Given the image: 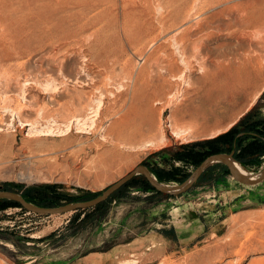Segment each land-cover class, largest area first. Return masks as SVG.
<instances>
[{"label": "rangeland", "instance_id": "obj_1", "mask_svg": "<svg viewBox=\"0 0 264 264\" xmlns=\"http://www.w3.org/2000/svg\"><path fill=\"white\" fill-rule=\"evenodd\" d=\"M248 113L264 120V0H0V190L91 200L145 163L187 180L179 146ZM93 208H0V264H264V180L136 181Z\"/></svg>", "mask_w": 264, "mask_h": 264}, {"label": "trees", "instance_id": "obj_2", "mask_svg": "<svg viewBox=\"0 0 264 264\" xmlns=\"http://www.w3.org/2000/svg\"><path fill=\"white\" fill-rule=\"evenodd\" d=\"M179 150V152L177 151V153L173 155L172 159L175 161L178 160L184 165H193L194 167H198L208 156L223 153L232 154L233 159L245 170H256L263 163L262 158L264 157V120L254 119L251 117V114L248 113L224 133L207 140L195 141L181 145L179 146ZM145 166L149 172L155 176L157 181L161 183L169 181H177L181 183L188 177L187 174H182L181 176L178 175L176 171H179V168L171 167V169L166 171L156 165H150L148 163H145ZM216 168H222L225 170L226 167L222 164H214L210 166L203 172L196 183ZM136 181H140L144 189L152 190L156 194H161L156 191L141 175L135 176L122 188L129 186ZM11 186L12 184L5 185L7 188H11ZM13 186L17 187L15 185ZM120 190L114 194L118 193ZM21 196L28 203L40 207H56L66 203L85 201L89 198L88 194H84V196L78 198L63 195L57 192L54 185L28 187L21 192ZM103 204L104 202L95 206L93 209H99V207ZM5 207L21 208L20 205L15 202L4 199L0 200V208Z\"/></svg>", "mask_w": 264, "mask_h": 264}, {"label": "water", "instance_id": "obj_3", "mask_svg": "<svg viewBox=\"0 0 264 264\" xmlns=\"http://www.w3.org/2000/svg\"><path fill=\"white\" fill-rule=\"evenodd\" d=\"M236 163L239 164L233 159L232 154L221 153L210 155L196 168L194 173L187 180L179 185H167L157 182L153 175H151L147 167L144 165H140L137 166L133 171L128 173L126 176L121 178L119 181L109 186L97 197L88 201L66 203L56 207H40L33 205L23 199L21 194L7 190H0V199H6L15 202L19 204L23 210L29 213L50 216L61 215L69 212H75L77 210H84L95 207L105 202L110 196H112L115 192L121 189L137 175L143 176L156 191L169 195H178L189 190L197 182L203 172L214 164L224 165L230 175L242 185L253 186L264 180V164L258 173L253 174L245 170L239 164L245 172L241 171L240 167L237 166Z\"/></svg>", "mask_w": 264, "mask_h": 264}, {"label": "bare ground", "instance_id": "obj_4", "mask_svg": "<svg viewBox=\"0 0 264 264\" xmlns=\"http://www.w3.org/2000/svg\"><path fill=\"white\" fill-rule=\"evenodd\" d=\"M176 120V119H175ZM175 120H173V122H171V123H173V125H172V131L173 132H176V133H179V132H181L182 133V130L181 129H183V131L185 130L186 132H189V133H191V132H194V131H192V128H191V124L189 123V122H186V121H175ZM178 120V119H177ZM170 126H171V124H170ZM191 128V129H190ZM179 130H181V131H179ZM190 130V131H189ZM184 131V132H185ZM172 132V133H173ZM185 132V133H186ZM197 132V131H196ZM174 134V133H173ZM175 135V134H174ZM180 135V134H179ZM187 135H189L188 133H187ZM191 135V134H190ZM236 165L237 166H239L240 167V165L239 164H237L236 163ZM240 169H241V171H244L241 167H240ZM245 172V171H244Z\"/></svg>", "mask_w": 264, "mask_h": 264}]
</instances>
